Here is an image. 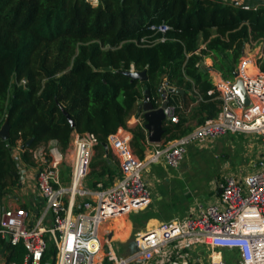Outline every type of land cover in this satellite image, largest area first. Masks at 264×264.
Wrapping results in <instances>:
<instances>
[{"label": "trees", "instance_id": "trees-1", "mask_svg": "<svg viewBox=\"0 0 264 264\" xmlns=\"http://www.w3.org/2000/svg\"><path fill=\"white\" fill-rule=\"evenodd\" d=\"M161 22L171 29L154 34L148 28ZM252 40L264 43V2L100 0L94 6L87 0H0V129L5 121L10 125L9 138L0 137V189L19 178L15 146L20 143L22 159L34 165L29 149L57 140L65 150L74 132L97 135L94 184H113L120 172L103 143L140 114L137 101L145 91L156 96L164 78L183 88V95L170 92L169 100L186 110L197 103L193 118L201 124L217 115L221 100L209 94L212 81L198 63L212 56L223 76L233 77ZM132 69L146 71V79L127 76ZM189 119L181 114L177 123L165 124L164 142L190 132ZM132 132L135 153L146 157L154 146L145 129L136 125ZM170 206L157 214L150 206L131 220L139 227L143 217L171 220ZM56 251L51 243L44 262L54 264ZM24 255L23 244L9 246L7 264Z\"/></svg>", "mask_w": 264, "mask_h": 264}, {"label": "built area", "instance_id": "built-area-1", "mask_svg": "<svg viewBox=\"0 0 264 264\" xmlns=\"http://www.w3.org/2000/svg\"><path fill=\"white\" fill-rule=\"evenodd\" d=\"M96 6L100 0H87ZM249 7V6H247ZM154 34L166 33L171 25L151 23ZM164 40L165 38H160ZM145 40V39H143ZM259 50L242 54L233 77L226 78L217 68L206 69L213 87L209 94L221 100L215 117L206 119L187 134L168 142L151 143L154 148L140 158L132 147L130 122L108 136L111 151L117 156L119 178L108 187L85 186L92 170L95 146L99 140L92 132H74L72 148L62 149L57 140L29 149L34 159L33 180L37 184L35 201L40 210L25 206H6L0 189V245L3 255L9 246L23 244L22 261L10 264H53L44 262L50 244H55L54 264H203L195 248H208V264H264V70ZM201 66V61L198 63ZM253 66L249 73L247 67ZM134 70V69H132ZM242 79L250 99L245 105L234 88ZM24 82V80H23ZM168 80L161 82L152 97L155 108L169 100ZM185 110L181 102L164 107L165 124L177 123ZM136 125L144 127L140 113ZM146 131V130H145ZM239 133L259 136L261 148L250 157L251 172H225L211 200L195 199V205L183 218L160 221L137 233L134 250L119 257L112 231L102 233V225L147 208L153 201L151 182L143 176L151 165L164 163L177 169L192 145L204 146L220 137ZM147 134V131H146ZM17 148L22 150L20 143ZM71 157L69 184L63 179V167ZM22 185V182H21ZM41 200H40V199ZM50 223V224H49ZM224 250L231 252L226 256ZM0 264H7L4 257Z\"/></svg>", "mask_w": 264, "mask_h": 264}, {"label": "rangeland", "instance_id": "rangeland-1", "mask_svg": "<svg viewBox=\"0 0 264 264\" xmlns=\"http://www.w3.org/2000/svg\"><path fill=\"white\" fill-rule=\"evenodd\" d=\"M224 2H231L233 0H222ZM243 2L245 0H237ZM249 49L254 55L255 52L259 50V54L264 56V43L262 41L252 40L247 43ZM264 58V57H263ZM238 64V63H237ZM249 73L253 72V66L249 65L247 67ZM197 103L190 108L192 110H184L182 116L190 118L194 122L193 126L190 124L192 129L194 126L198 125V119L193 118V108ZM164 141V139H163ZM261 140L259 136L252 133H239V134H229L220 137L214 141L209 142V144L200 146L192 145L189 147L184 160L177 169L167 167L163 162L149 167V171L143 172V176L151 182L150 189L153 198L152 203L146 208L153 207V214H157L156 210H160L165 205L172 204L168 211L173 215L174 218H183L189 212L191 208L195 205V199L211 200L216 196L214 193L215 187L217 185L218 179L225 172H232L237 176H241V173H248L252 171L249 167L250 157L259 152L261 148ZM72 145L68 147L69 153ZM14 157L17 161L18 167L17 171L20 175L15 183H10L9 181L2 186V196L4 200H8L18 189L34 190L33 195L38 196L39 192L37 190V184L33 180L36 171L34 170V165L25 162L22 157V150L18 149L17 146L14 147L13 151ZM97 152L94 150L93 158H95ZM32 160L34 161L32 155ZM111 163L118 171V161L116 155L111 151ZM70 164L71 157L69 156L67 162L63 167V179L66 184H69L70 178ZM173 174V175H172ZM97 177L92 173V170L88 177L85 179V186L87 188L95 189L94 182L97 181ZM22 182V185H21ZM110 184H101L102 188L108 187ZM40 199V198H39ZM41 200V199H40ZM157 205V206H156ZM165 207L164 209H166ZM143 209V210H146ZM142 211V210H141ZM132 215L128 217L116 218L115 221L122 219L128 223V227L124 230L116 227L115 238H125L127 228L130 229V233L124 243L119 242V239L114 241V246L116 253L119 257H124L130 254L134 250L135 237L139 231L144 229L148 222H145L143 218V227L135 226L134 221L131 220ZM141 217V216H140ZM163 221V218H158ZM166 220V219H165ZM164 220V221H165ZM150 221V220H149ZM50 224V223H49ZM110 229L112 225L110 224ZM112 230V229H111ZM107 231V230H106ZM3 245H0V262L4 257V261H7L8 250L3 255ZM195 256L202 258L203 264H208L207 254L208 248L205 246H198L195 248ZM231 256V253L228 254Z\"/></svg>", "mask_w": 264, "mask_h": 264}, {"label": "water", "instance_id": "water-1", "mask_svg": "<svg viewBox=\"0 0 264 264\" xmlns=\"http://www.w3.org/2000/svg\"><path fill=\"white\" fill-rule=\"evenodd\" d=\"M125 74L133 79H146V71H135V70H129L126 71ZM234 88L243 100L245 105H249L250 99L247 95L244 82L242 79H238L235 84ZM170 91H175L177 93H181L182 95L185 93V90L183 88H175L171 87ZM138 112L143 114L144 120H145V130L147 131V137L148 140L151 143H161L163 141V135L165 133V112L164 107H166L169 104V100H166L162 107L155 108V105L152 101V96L150 94V90L145 91V96L143 98L138 99ZM69 117L72 126H74V121ZM10 136V125L8 121H5L3 126L0 129V137L4 140L8 139ZM32 143V140H29L27 142V146H30ZM105 148L109 149V144L107 142L103 143ZM217 193H221V189L218 188Z\"/></svg>", "mask_w": 264, "mask_h": 264}, {"label": "crops", "instance_id": "crops-1", "mask_svg": "<svg viewBox=\"0 0 264 264\" xmlns=\"http://www.w3.org/2000/svg\"><path fill=\"white\" fill-rule=\"evenodd\" d=\"M246 1L247 2H252L254 4H256L257 2H264V0H245L243 2H246ZM204 46H205V44L203 43L201 45V47H204ZM247 53H251L248 44H246V46H245L244 51H243L242 54H247ZM200 67L203 70H206V69H209V68H215L216 69L214 58L212 56H205V57H203V59L201 60V66ZM236 67H237V65H236ZM194 104L195 103H193L192 106ZM191 109L192 108H189L188 110H191ZM137 115L138 114H133L131 116V118L128 120L130 122V124H132L131 126H136L135 117L134 116H137ZM187 123L189 125L191 124L192 126L194 124V122L192 120H189ZM196 126H194V128ZM116 158H117V156H116ZM117 161H118V159H117ZM117 167H118V173H119L120 172L119 161H118ZM112 177L114 178V182H115L119 178V174L118 175H113ZM99 184H104V182H102V181L101 182H98V185ZM111 185L112 184H110L109 186H111ZM33 191H34L33 189L30 190V189H25L24 187H22L21 190L18 189V191L16 193H14L12 195V197H10L8 200L5 201V205L6 206H21L22 205V206H25L27 208H34L36 210H40L39 207H38L39 205L35 201V195H33ZM130 215H128V216H130ZM128 216H125V217H128ZM119 218H121V217H119ZM159 222H160V220L158 218H151L150 221H148V224L146 225V227L144 229H142L141 231H143V230H145L147 228H151L152 226L157 225ZM110 224L112 225V228H111L112 230L109 228L110 227ZM116 227L120 228L121 230H124L126 227H128V223H126V221L125 220L123 221L122 219H119L117 221H115V219L108 220V221H106L102 225V233L103 234H106V232H108L110 230L113 233L112 238L114 239V241H116V239H119L118 240L119 242L124 243L126 241L128 235H129V233H130V229H128L129 227L127 228V230H126V233L127 234H126V237L125 238H115L116 230H117ZM224 253H225V257H226L231 252L228 251V250H224Z\"/></svg>", "mask_w": 264, "mask_h": 264}]
</instances>
